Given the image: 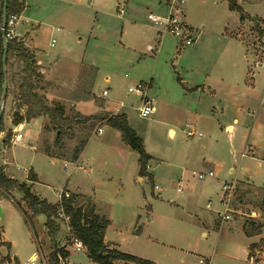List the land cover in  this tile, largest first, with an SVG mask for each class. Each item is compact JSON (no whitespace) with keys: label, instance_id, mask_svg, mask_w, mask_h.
<instances>
[{"label":"rangeland","instance_id":"rangeland-1","mask_svg":"<svg viewBox=\"0 0 264 264\" xmlns=\"http://www.w3.org/2000/svg\"><path fill=\"white\" fill-rule=\"evenodd\" d=\"M77 1L28 0L24 21L31 18L37 22L28 20L21 24L16 34L23 38L18 37V41L25 39L29 50L39 52L54 74L52 82L47 81L48 85L38 94L46 97L49 106H64L66 116L79 114L83 120L98 115H91L95 104L104 107L105 100L110 103L112 109L108 107L110 111L101 113L108 116L119 115L114 111L123 104L122 109L127 115L129 127L143 139L150 153L164 158H151L149 161L148 172L153 176L152 181L144 177L140 182L139 176L131 174L130 168L124 174L117 171L112 161L108 160L113 156L103 151L105 145L114 144L117 134L105 121L96 123L86 146L87 155L83 165L87 166L89 160H92L85 167L87 174L75 172L71 163H63L64 160L71 159L74 150L81 146L85 138L86 131L81 126L77 127L72 138H63L62 143L57 144L53 127L46 132L43 131L44 122L41 118L32 120L21 129V144L14 145L13 133L9 145L4 146L1 140L5 138L8 129H13L12 118L18 105V101L14 103L16 98L14 89L11 88L13 93L5 100L3 111L6 130L0 134V164L5 166L7 176L29 185V175L36 172L41 182L33 186V192L49 202L56 201L62 190L77 192L78 189H86L88 192L83 197H87V200L93 198L98 214L112 221L115 243L120 245L117 248L121 252L154 264H199L200 259H210L211 264H243L228 258L237 255L229 248L232 241L239 237L235 232L232 235L230 229L237 225V230L238 226L243 227L251 222L264 225V213L260 211L264 208V193L261 194L260 190L245 181L251 178L256 185H264V97L254 100L247 109L245 106L242 108L241 114L247 121L243 132L246 138L240 136L237 140L236 135L235 144H232L226 132L221 136L215 135L214 139L228 148L218 157L221 159L220 167L215 168L214 176L199 180L192 173L183 179L182 184L179 183V172L170 167V164L177 162L175 158H168V153L181 151L187 146L186 140L195 138L187 139L186 135L181 137L178 134L177 139L172 140L161 121L173 115L163 107L156 114L143 119L138 111L139 98L128 95L130 86L141 81L150 82L154 56L146 54L145 46L148 42L152 43L154 31L143 29V32L151 35H146L142 40L139 35L141 31L127 21L125 11L128 6L122 0H104L102 14L88 11L92 7L97 9L91 5L94 1H80L82 3L79 7ZM97 4L100 2L97 1ZM120 8H123L124 15L119 14ZM184 10L191 22L198 27L194 28L195 34L203 30L204 25L207 29L220 25L234 32L243 24L245 31L242 32L241 39L249 45L248 63L258 82L264 81V69L258 71L254 67L253 52H256L260 62H264V48L259 45V26L264 22V0H245L243 18L240 13L229 10L226 0H186ZM254 19L258 20L257 24ZM90 20L91 23L94 22L92 29ZM140 21L143 19L138 20V23ZM149 24L154 28L151 22ZM101 27L104 28L102 33L99 31ZM122 31L125 37L121 36ZM167 36H170L172 45L174 40L179 44L176 37L173 40L174 36ZM52 40L56 41L54 47H51ZM174 57L164 58V63L167 62L166 70H173L174 77H185L181 67L177 65V56ZM83 63L95 64V71L99 76L93 83L91 98H88V92L92 71L83 68ZM14 64L10 77L17 76L21 70L19 62L15 61ZM176 69L180 73H175ZM142 71L147 75L145 80L141 76L137 77ZM105 75L110 76L109 83L104 80ZM167 85L169 84L163 81V86ZM105 90L110 91L107 98L102 97ZM158 105L156 102V109L159 108ZM25 111L26 108L22 110V114ZM47 122L48 120L45 125ZM90 124L92 122L84 124V127L88 128ZM102 126L104 134L98 136L95 132ZM208 127L204 120L198 131L204 133V137H197L198 140L210 137L212 133ZM247 140L251 146L246 144ZM131 152L135 154L133 158H139L137 153ZM1 158L8 159V165ZM66 165L68 169L65 168ZM90 167L93 176L89 177ZM231 168L234 170L232 173L229 172ZM238 179L243 181L233 182ZM226 182H233L231 184L235 188L229 206L224 203L227 196L223 185ZM179 184L182 185V193H178ZM155 186L160 190H156ZM13 194L12 197L0 195V264H26L33 258H37V264H43V260L48 262L53 249L60 247L67 236L66 225L58 223L59 231L54 239L50 238L45 227L46 218L40 215L29 223L19 206H23L26 211L22 194ZM86 199H80L79 204L84 202V206L88 207ZM227 211L231 220L223 222L219 214L223 215ZM261 232L263 236L264 227ZM203 233H207V236L203 237ZM261 242L259 240L255 245L256 250H261ZM69 248L67 264H95L88 259L86 251L76 253L72 247Z\"/></svg>","mask_w":264,"mask_h":264},{"label":"crops","instance_id":"crops-1","mask_svg":"<svg viewBox=\"0 0 264 264\" xmlns=\"http://www.w3.org/2000/svg\"><path fill=\"white\" fill-rule=\"evenodd\" d=\"M22 1L27 7L28 0ZM38 1L41 2V0ZM80 1L83 0L77 1L78 7L82 3ZM88 1H94L93 4L91 3V5L97 8L94 9L93 7H89L90 9H88V11H93L94 13L98 12V14L104 13L102 11L104 0ZM97 1H99L100 4H97ZM122 1H124V3L128 6L127 11H125V14L127 15V21L132 23L133 25H136L137 29L141 31L139 34L141 39L143 40L146 35H151L143 32V29L146 28L154 31V34L156 35L154 37L153 34V37L151 39L152 43L148 42L145 46L146 54L148 53V55L154 56L153 68L149 77L150 88L148 91V96L154 102L155 108L156 102L159 103V108L156 109L155 114L159 111V109H162L164 107L166 111H169L170 114L173 115L172 117L165 118L163 119V121H161L163 126L167 129V133L172 140H176L178 134L181 137L186 135L188 139L189 137L187 135V132H195V136L189 138H195V140H186V148L181 149V151L179 152L168 153V158H175L177 162H173L172 164H170V167L179 172L181 180H179V183L183 182L184 178H188L189 174L191 175L198 170L202 171H198V173H207L210 171L214 172L216 167H220L219 162L221 161V159L218 157L221 156V152L224 149L228 148V146L222 145L220 144V142L214 139L215 135L217 134L221 136L226 132L229 135L230 143L232 144H235L234 139L236 135L237 140L240 136L246 138V136L243 135V132H245L244 129L247 125V121H245V117L241 114L242 108L245 106L247 109V106L253 103L254 100L264 97V81L258 82L256 77L254 76V73L252 72L251 67L248 63L247 49L249 48V45L246 44L243 39H241V34L245 31V27L242 24L240 27H237L234 32H232L230 29H228V27L219 25L218 27L207 29L208 27L204 25L203 30L198 31L197 34H195L196 32H194L193 35H196V41L192 47L183 46L180 42L177 45L176 41L174 40L175 37L172 38L175 42L174 45H172L170 36H161L159 35V33L157 34L158 31L150 26L148 18L149 14H155L158 16L166 15V13L168 12V0ZM2 2L3 0H0V43L2 37ZM65 2H69V0H65ZM25 12L26 9L22 14V24H24L26 21L28 22V20L32 21V23L37 22L35 20H32L31 18H28L24 21V16L26 14ZM122 15H124V13ZM86 16H88V14H86ZM95 18H97V15L95 16ZM140 19H143V21H140V23H138V20ZM183 21L193 31L195 30L194 28H198L191 22L190 18H188L185 12L183 13ZM142 22H146L149 26ZM93 25L94 22L91 23L90 20V29L93 28ZM256 27L257 26H255V28ZM38 28L39 26H37V29ZM103 29L104 28L101 27L99 28V31L102 33ZM237 30H239V33ZM16 36L20 38L22 37V35L20 34H16ZM121 36L125 37L124 32L121 34ZM23 41L25 45H27L26 40L23 39ZM245 44L247 47L245 46ZM253 52L255 57V69L258 71L264 69V62H260L258 55H256V52ZM33 53L38 62V65L40 66L41 74L44 75L46 81L52 82L51 80L54 74L51 70V67H49V64L46 63L42 56H40L39 52H35V50H33ZM166 56H175L174 58H176L177 56V65L181 67L183 75H185V77H174L172 76L173 70H166L165 67L167 65V62L164 63V58H166ZM1 58L2 55L0 48V71L2 65ZM171 61L172 60H170V62ZM81 66L92 71V75L90 78L91 87L89 89L90 92H88L90 94L88 98H91L93 83L98 80L99 76L95 71V64L92 63L91 65H86L83 63ZM144 70L146 71V68H144ZM174 72L180 73V71H178L177 69L174 70ZM139 73L140 74H137V77L141 76L140 78L143 77L142 80H145L147 77L145 72L142 71ZM104 80L109 83L110 76L105 75ZM163 81H165L169 85L163 86ZM108 107L111 108V105L110 103H107L106 100L104 103V107L95 104L93 111H91V115H99L102 112H108L110 111L107 109ZM122 108L123 107H117L116 111L114 112H116V115H125L127 117ZM41 119L43 120V125L45 127L46 119ZM204 120L209 126L207 129L212 134L208 139L198 140L197 137H204V133L198 132L202 128V122ZM209 122H211V125L209 124ZM28 124L29 123L21 124L16 129L18 130L25 128ZM101 128H103V126ZM113 130L117 133L115 136L116 141L113 145H105L103 147V151L113 156V158H109L108 160L112 161L117 171L124 174L126 173L127 169L130 168L131 174L133 173L139 176V158H133L135 157V154H133V152H131L132 150L123 143L121 133L116 129ZM200 133L202 134V136H199ZM240 141H238V143H240ZM21 143L14 142V145H19ZM1 144H4L3 140H1ZM246 144L250 145L248 143V140ZM144 147L146 153L151 158H164V156H158L154 153H150L147 150L145 143ZM86 148L87 147H85L84 151L77 160L73 161L71 159H68L64 160L63 163H71L74 165L73 170L75 172L82 171L84 174H87L88 170L85 167H87L92 160H89L88 164H86L87 166L83 165L86 159L84 157L87 155V152H85ZM1 160L4 164L8 165V159L1 158ZM12 162L13 161H11L10 165L13 164ZM96 163L97 162L95 160L94 165H96ZM3 167L4 170H6L5 166ZM204 169L205 171H203ZM12 172L14 173V170ZM229 172L232 173L234 172V170L231 168ZM34 173L37 175L38 183L33 184V186L41 182L39 179V175L36 172ZM123 174H121L120 176L124 177ZM14 176H16V174ZM90 176H93L92 167H90L89 177ZM193 176L195 175L193 174ZM13 179L17 180L15 177ZM138 179L140 182H142L145 178H141L139 176ZM238 181L240 182L243 180L238 179L233 182ZM245 181L249 185H252V187H254L255 189L260 190L261 194L264 193V185H256L251 178H247ZM70 192L72 195L84 196L83 194H87L88 191H86V189H78L77 192ZM59 200L60 199L58 196V199L56 201H47L49 203L56 204L59 202ZM90 200H92V202L94 203L95 212L98 214V207L95 203V200L93 198H90ZM221 224L222 223L220 222V225ZM204 227H206V225ZM235 228H237V225ZM235 228L230 229L231 234L233 235V232H235L239 237L237 240L232 241L229 249L232 250V253H237V255L228 258L233 262L243 264H264L263 250H255L252 255V257H254L253 260H251L250 258V247L253 245H257L259 240L261 241L264 238V235L253 236L249 238L244 234L242 226H238L237 230H235ZM114 235L115 228L112 225V221H110V226L107 228L105 233V242L118 249L117 247H119L120 245H117V243H115ZM202 235L203 237H206L207 233H203ZM72 256L70 257V261Z\"/></svg>","mask_w":264,"mask_h":264},{"label":"trees","instance_id":"trees-1","mask_svg":"<svg viewBox=\"0 0 264 264\" xmlns=\"http://www.w3.org/2000/svg\"><path fill=\"white\" fill-rule=\"evenodd\" d=\"M230 11L244 15L243 3L245 0H226ZM3 5V2H2ZM26 9V5L22 0H8L7 1V18L11 15H21ZM1 55L3 52V33L1 31ZM15 61L21 64V70L17 76L10 77V72L14 68ZM3 73L2 65L0 71V99L3 91ZM48 83L45 77L40 72V66L35 58L34 53L29 50L24 41L18 39L8 41V58H7V94L8 97L13 93L11 88L14 89V103L18 105L16 112L12 118V127H18L23 123H29L31 120L37 118H44L48 120L44 127V131L49 132L53 127L56 131L57 144L62 143L63 138H72L77 127H82L85 130V138L81 146L74 150L71 160H77L85 147L87 146L96 123L106 122L111 128L118 130L121 133L123 143L128 146L132 151L139 155L140 173L141 178L147 177L150 181L153 177L148 173V164L151 157L146 153L143 139L128 125L127 117L125 115L108 116L107 114H99L83 120L79 114H72L66 116L65 108L62 105L49 106L45 96L39 95V91L43 90ZM26 108L25 114L22 110ZM92 122L86 128L84 124ZM48 124V125H47ZM3 117L0 120V134L5 133ZM57 132H59L57 134ZM13 136V129L10 128L6 132L3 139L4 146H8ZM51 158L56 159L52 154L47 153ZM29 185L19 183L17 180L10 178L5 173L4 167L0 164V195H8L12 197L13 192L22 194V201L25 203L26 211L23 206L20 210L25 216L26 220L30 223L37 216H44L46 218L45 227L50 238L54 239L56 233L59 231L58 214L60 208H63L64 213L69 217V227L71 231V239L79 240L86 251L88 259L95 264H154L148 260L123 253L105 242V233L110 226V221L104 216H100L95 212V205L90 199L78 195H70V198L63 197L58 203L52 204L45 199H41L33 192V184L38 183V178L35 173L30 174L28 177ZM87 200L88 207L84 206V202L80 205L78 201ZM81 202V201H80ZM264 206V200H263ZM87 208V209H86ZM264 213V208L260 210ZM27 212H31L29 215ZM263 224H244V234L251 238L262 234ZM1 237V234H0ZM9 245V244H8ZM2 246L0 240V247ZM261 250L264 251V238L261 242ZM256 250V246L250 247V258ZM57 247L53 249L52 254L48 259V264H58L56 260ZM65 256L67 254L65 253Z\"/></svg>","mask_w":264,"mask_h":264},{"label":"built area","instance_id":"built-area-1","mask_svg":"<svg viewBox=\"0 0 264 264\" xmlns=\"http://www.w3.org/2000/svg\"><path fill=\"white\" fill-rule=\"evenodd\" d=\"M186 5V0H168V12L165 16H158L155 14H149L148 18L149 21L153 24L154 28L158 31L159 35H167L170 34L174 37H176L181 45L186 47H192L195 44V37L193 30L189 28L185 22L183 21V13H184V7ZM23 14V13H22ZM22 14L21 15H11L9 18H7V26L6 29L3 31L5 34V38L9 40L18 39L16 36V31L18 27L22 24ZM119 14H123V8H120ZM2 31V28H1ZM259 34H260V40L259 45L264 48V22L260 24L259 26ZM56 44L55 40H52L51 47H54ZM150 88V83L145 82H138L133 86H130L128 89V95H136L139 98V115L143 119H147L150 116H152L155 111V105L154 102L149 98L148 91ZM110 96V91L105 90L102 93L103 98H107ZM121 107H124L123 104H121ZM14 135V142L15 143H21L23 140V133L21 132V129H16L13 131ZM95 134L98 136L103 134V129L99 127ZM188 137L192 138L195 136V132L189 131L187 132ZM199 136H202L200 133ZM66 169H68L67 165L65 166ZM199 180H204L207 177H213V172H207V173H193ZM233 184L231 183H225L223 185V191L225 193V196H227L226 200L224 199V203H226L228 206L230 205L231 198L233 196ZM156 190H160L158 186H155ZM235 189V188H234ZM182 185L179 184L178 187V193H182ZM70 193L67 190H62L59 194V199L61 200L63 197L70 198ZM59 200V201H60ZM229 211H227L225 214H219L220 219L224 221H228L230 219ZM58 220L66 225L67 227V236L62 241V244L60 247L57 248L56 253V260L58 264H67L68 259L67 256H65V253L69 251V247H72L73 251L76 253H81L85 251V248L83 244L77 240V239H71V231L69 227V217L66 216V214L63 211V208H60L59 214H58ZM253 260V258H251ZM26 264H37V258H33L29 260ZM43 264H48L46 260H43ZM199 264H211L210 259H200Z\"/></svg>","mask_w":264,"mask_h":264},{"label":"water","instance_id":"water-1","mask_svg":"<svg viewBox=\"0 0 264 264\" xmlns=\"http://www.w3.org/2000/svg\"><path fill=\"white\" fill-rule=\"evenodd\" d=\"M7 1L3 0V9H2V33H3V52L1 58L2 64V73H3V91L0 99V120L3 117L4 104L7 94V58H8V40L5 38L4 30L7 26ZM256 24L258 23L257 19H254ZM0 217H2V210L0 209Z\"/></svg>","mask_w":264,"mask_h":264}]
</instances>
